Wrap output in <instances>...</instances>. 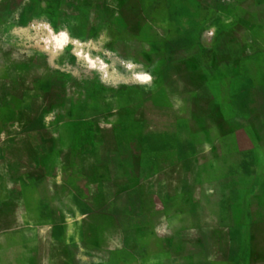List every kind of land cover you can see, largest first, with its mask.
I'll list each match as a JSON object with an SVG mask.
<instances>
[{"label": "crops", "instance_id": "1", "mask_svg": "<svg viewBox=\"0 0 264 264\" xmlns=\"http://www.w3.org/2000/svg\"><path fill=\"white\" fill-rule=\"evenodd\" d=\"M20 1L5 0L4 6L0 0V19L4 8L18 7ZM138 9L129 7L117 17L123 23H148L140 21L144 15ZM117 17L114 22L120 24ZM248 31L235 32L228 43L225 34L216 48L199 52L178 44L174 33L172 52L158 55L168 58L164 64L171 76L123 84L145 95L139 101L144 106L142 158L128 156L131 146L92 154L90 160L82 152L71 177L66 171L52 176L43 164L28 163L37 191L32 207L43 221L29 228L60 233L65 263L161 264L166 258L170 264H264V143L258 124L264 120V30L254 24ZM142 33L145 40L167 39L162 33ZM129 163H142L150 175L121 176L119 168ZM166 172L174 174L167 180L170 206L161 203ZM13 180L19 199L24 183ZM148 183L160 185L153 188L155 203L149 208L141 190ZM120 184L136 185L140 203L119 208L120 194L132 190ZM25 199L30 202L28 193ZM134 217L174 220V226L161 224L164 220L136 226ZM154 240L159 241L155 250ZM131 243L136 244L132 256L126 252ZM71 249L84 258L77 260Z\"/></svg>", "mask_w": 264, "mask_h": 264}, {"label": "rangeland", "instance_id": "2", "mask_svg": "<svg viewBox=\"0 0 264 264\" xmlns=\"http://www.w3.org/2000/svg\"><path fill=\"white\" fill-rule=\"evenodd\" d=\"M17 6L4 8L0 19V264H67L60 233L29 228L43 221L32 207L37 191L28 163L43 164L52 176L66 171L71 177L82 152L90 160L92 154L105 156L107 150L131 146L128 156L142 158L138 146L144 124L139 118L144 106L139 101L145 95L123 84L171 76L164 64L168 58L158 55L172 52L174 33L178 44L199 52L216 48L225 34L226 43L233 42L235 32L247 34L254 24L264 30V0H22ZM132 6L140 8V21L148 23H123L117 17ZM142 32L167 39L145 40ZM258 124L264 143V120ZM114 156L121 161V154ZM128 166L119 168L121 176L150 175L142 163ZM173 175L163 174V205L172 203L167 180ZM16 177L24 183L19 199ZM159 186L141 185L148 208L155 203L153 188ZM118 187L132 189L120 194L119 208L140 203L136 185ZM158 220L174 226V220L158 217H134L132 224L151 226ZM133 244L126 250L131 256ZM158 244L154 240L152 249ZM70 251L77 260L84 258L77 249ZM168 262L165 258L161 264Z\"/></svg>", "mask_w": 264, "mask_h": 264}]
</instances>
